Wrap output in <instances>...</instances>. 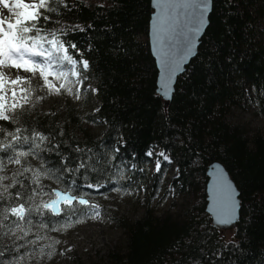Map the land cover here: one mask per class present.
I'll use <instances>...</instances> for the list:
<instances>
[{
    "label": "trees",
    "instance_id": "obj_1",
    "mask_svg": "<svg viewBox=\"0 0 264 264\" xmlns=\"http://www.w3.org/2000/svg\"><path fill=\"white\" fill-rule=\"evenodd\" d=\"M65 2L69 9L61 7L42 23L46 30H63L57 34L69 54L89 62L83 75L94 82L98 109L85 119L101 123L104 131L88 133L67 108L64 122L25 110L19 126L49 138L38 158L51 173L44 191L51 195L52 186L64 190L75 181L80 195L86 184L109 188L112 182L146 192L139 219L110 218L122 238L90 264H264V128L240 123L237 116L250 108L264 123V0H212L197 55L178 78L168 106L156 94L147 39L150 0ZM151 151L176 167L169 188L187 202L174 212L156 215L151 208L163 172L148 174ZM214 161L240 193L230 241L212 228L205 212L206 169ZM81 162L85 168L64 171ZM122 169L129 172L124 180ZM40 202L36 197L32 203ZM53 218L33 215L35 222Z\"/></svg>",
    "mask_w": 264,
    "mask_h": 264
},
{
    "label": "snow or ice",
    "instance_id": "obj_2",
    "mask_svg": "<svg viewBox=\"0 0 264 264\" xmlns=\"http://www.w3.org/2000/svg\"><path fill=\"white\" fill-rule=\"evenodd\" d=\"M3 9L0 10V68H15L31 73L32 78L39 77L43 84L33 85L31 78L17 76L8 80L0 72V121L8 122L16 127L9 129L7 124L0 123V245L5 238L13 239L11 247H0V257L6 251H15L16 256L10 264H26L32 260L47 255L50 259L52 252L45 253L44 246H37L39 241L46 239L45 236L37 234L35 239H26L32 232L33 215L45 217L47 214L66 218V223L60 228H49L43 219L39 221L41 229L49 231H64L73 227L74 223H83L84 219L98 220L100 218L99 206L90 203L84 195H80L76 189L75 181H72L64 190H54L48 200L40 203H32L37 196L46 195L44 186L40 183L42 177L51 178L50 170L41 164L39 169L25 166L28 157L41 158L40 152L44 149L42 145L49 138L35 129H25L20 125V117L26 110V105L32 104L34 93L38 88L46 89L48 95H60L63 91L67 95H75L80 99V88L73 87L83 83L87 79L83 73L89 69L86 59H74L69 54L68 48L61 41L58 31L46 30L43 22L52 19L50 14H59L61 7L69 9L65 0H0ZM160 14L156 19L158 22L157 35L166 37L170 32H176L181 25L187 22L189 36L186 39L185 51L190 53L206 24V14L209 9V0H183L181 3L167 0L159 4ZM3 10L12 13V17H4ZM14 17V18H13ZM75 49L76 45H71ZM186 57L182 56L181 61ZM161 63L165 68V82L163 95L170 98V81L175 72L180 68V62H175L168 56H162ZM79 65V66H78ZM27 85V87H23ZM58 85V86H57ZM92 91H96L92 89ZM11 92L9 96L8 93ZM43 96H35L39 102ZM27 150H23L24 146ZM77 152L81 149L77 148ZM118 151V149H117ZM152 155V153H148ZM160 155H164L161 153ZM164 159H168L164 156ZM8 164L20 167L12 175L5 174ZM86 163L81 162L77 168H67L69 173L85 168ZM156 170L160 171V162L157 161ZM31 173V176H25ZM24 177L34 188H29ZM10 181L9 183H4ZM19 185V188H17ZM83 187L96 188L100 185L86 184ZM15 189V191H12ZM83 206V207H78ZM76 217L73 221V217ZM231 218L218 219L219 224H228ZM23 240L24 243L16 244ZM60 243V241H55ZM31 246V247H30ZM51 248L52 245H48ZM20 249H25L20 252ZM2 264V262H0Z\"/></svg>",
    "mask_w": 264,
    "mask_h": 264
},
{
    "label": "rangeland",
    "instance_id": "obj_3",
    "mask_svg": "<svg viewBox=\"0 0 264 264\" xmlns=\"http://www.w3.org/2000/svg\"><path fill=\"white\" fill-rule=\"evenodd\" d=\"M26 2H31V0H26ZM9 3H11V0ZM3 16L12 17V13L4 10ZM2 70L3 69H1V72ZM20 77L31 78L34 86L43 84V81L40 80L38 76L32 78L31 73L23 71ZM23 87H27V85H23ZM76 87L80 88V99H76L75 95H67L63 91L60 95H48L46 89L38 88L34 93L32 104L26 105V110L33 114L55 115L59 117V122H64V120H68L69 118L67 117V112H64L67 108V110L76 112L75 116H78L77 120L79 119L82 121V129H85L92 135L99 136L104 131V125L98 122L92 123L85 119L98 109L96 91H92V89H95L94 82L88 78L83 80L82 84L73 87L74 93ZM37 95L43 96L44 99L37 102L35 100V96ZM252 113V109L246 108L244 113L237 115L238 122L247 123L254 128H264V123L253 117ZM151 153L152 155L147 154L146 156L148 163L145 167L148 174L157 171V161L160 162V170L163 171L158 188L152 196L151 208L156 215H161L167 211L174 212V209L183 206L187 202L186 198L174 195L169 188L170 181L176 177V167L169 159H164L165 155L162 156L156 151H151ZM25 166L39 169L41 165L38 158L34 159L30 156L25 161ZM19 167V165L8 164L5 174L12 175ZM128 173L127 170L122 169L120 174L121 180H124ZM9 182L10 181H5L4 183L7 184ZM49 182L50 181L46 177L41 178V184L43 186L50 185ZM52 188L54 189L55 187L52 186ZM85 188L88 192H85L83 195L90 203L99 206L100 218L98 220L85 218L83 223H74L73 227L64 231H49L47 228L41 229L39 227V220L36 222L33 221L32 232L26 239H35L37 234L45 236L46 239L39 241L37 250L39 246H44L45 253H53L50 259L47 255H44L42 258L38 257L39 264H90V261L97 260V258L107 255L111 247L117 244L122 238L123 233L121 229L113 223L110 218L115 217L116 219L125 218L128 220H137L143 214L146 196V192L143 188L123 189L114 182H112L109 188H105V186H101L98 189ZM49 196L50 195L46 194L37 196V198L38 200H48ZM53 217V220L50 219V221H46L49 228H60L61 225L67 222L64 217ZM75 219L76 217L74 216L73 221H75ZM223 233L228 241L232 239V231H225ZM13 239L14 238H5L0 247H11ZM57 240L60 241V243H55ZM22 243H24L23 240L16 241V244ZM48 245H52V247L48 248ZM24 251L25 249H20V252ZM16 255L17 253L15 251H6L0 262H2V264H10V262L13 261V257ZM26 264H37V260L26 262Z\"/></svg>",
    "mask_w": 264,
    "mask_h": 264
},
{
    "label": "water",
    "instance_id": "obj_4",
    "mask_svg": "<svg viewBox=\"0 0 264 264\" xmlns=\"http://www.w3.org/2000/svg\"><path fill=\"white\" fill-rule=\"evenodd\" d=\"M163 2H167V0H150L152 14L149 20L147 39L150 54L155 62L157 70L156 94L161 98L165 106H168L174 94L178 78L185 73L186 68L197 55L201 39L209 25V17L212 11V0H209V9L205 17L206 24L199 36L195 39V43L190 53L185 51L186 39L189 36L186 21L176 32H170L166 37H160L158 42V22L156 17L161 12L159 4ZM172 2L181 3L183 0H172ZM162 56H168L173 61L180 62V68L175 72L170 81V98H165L162 91L165 82V68L161 63ZM182 56L186 57L183 61H181ZM206 178L205 212L211 220L212 228L223 232L233 231L239 222L241 209L239 199L240 193L238 189L227 170L218 161H214L208 165L206 169ZM228 217L231 218L230 223H217L218 219Z\"/></svg>",
    "mask_w": 264,
    "mask_h": 264
},
{
    "label": "bare ground",
    "instance_id": "obj_5",
    "mask_svg": "<svg viewBox=\"0 0 264 264\" xmlns=\"http://www.w3.org/2000/svg\"><path fill=\"white\" fill-rule=\"evenodd\" d=\"M10 1V0H9ZM3 9V6L0 5V10ZM4 11V10H3ZM1 69L2 70V73L5 77L8 78V80H12V79H15L17 76H20L23 71L20 70V69H15V68H11V69H8V68H0V72H1ZM8 69V70H6ZM9 96L11 95V93L8 94Z\"/></svg>",
    "mask_w": 264,
    "mask_h": 264
}]
</instances>
